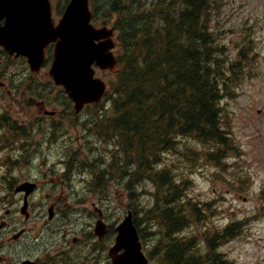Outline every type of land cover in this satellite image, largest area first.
Returning a JSON list of instances; mask_svg holds the SVG:
<instances>
[{"label":"rangeland","instance_id":"1","mask_svg":"<svg viewBox=\"0 0 264 264\" xmlns=\"http://www.w3.org/2000/svg\"><path fill=\"white\" fill-rule=\"evenodd\" d=\"M66 1L51 0L58 11L63 9ZM142 2L147 4L146 1L140 0V3ZM210 2L211 7L205 15V22L216 45L215 59L221 71L220 78L226 83L222 94L221 118L223 130L232 139V150L229 147V150L221 152L225 147L218 151L213 146L207 147L187 138L179 140L178 151L164 155L162 160L171 174L183 181L184 199L201 205L202 216L182 231L183 239L195 237L198 245H205L207 253V236L239 222L234 238L226 243L215 244L216 256L211 257H219L227 264H264V0ZM107 27L111 28V25ZM114 54L116 55L115 51ZM48 68L39 73L38 81L33 82L30 77H26L27 69L22 63L12 61L7 65L0 53V109L7 110L10 118L19 125H29L35 114L45 121H50L60 118V113L68 123H78L71 140L72 147L81 146L82 149V157L73 174L76 187L73 189L68 184H63L53 174V169L50 170L53 154L61 149L55 146V141L51 143L53 147L50 149V156L42 155L43 163L48 165L34 162L28 170L23 167L24 170H21L20 174L14 172L13 175L10 172L4 173L8 165L3 159V151L14 145L1 142L3 149H0V216L5 215L7 219L0 222L5 221L11 230L28 231L16 242L11 238L18 231L6 236V239L0 238L12 247L10 254L5 251V255L11 260L18 254L26 256L31 253L46 261L53 259L63 261V264H88L81 255L87 254L84 249H91L95 252V264H108L107 249L110 241L93 243L89 240L90 232L93 231L99 213L102 214L107 227L112 225L115 228L130 210L134 211L144 234L151 231L155 234V238L150 237L148 240L145 236L141 242L150 264H157L164 248L156 236L161 238L162 234L155 233L151 215L145 213L156 199L155 186L143 174L134 176L135 178L129 176L128 181V173L133 171V162L123 161L128 156L119 148L112 130L108 131L107 139L101 136L99 144H94L95 146L89 137L82 138V122L85 117L89 113L94 114L93 116L105 113L110 119V108H86L79 115L69 117L67 112H71L70 107H65V104L70 101L61 89H56L52 84ZM96 77L107 83L115 79L112 74L99 70L96 71ZM39 92H42L41 98L36 95ZM30 98L34 99L32 105H28ZM94 110L98 112L92 113ZM51 113L55 115L49 116ZM67 122L60 124L59 133V130H65ZM27 131L30 132L31 128H27ZM103 133L101 131V134ZM38 141L40 140L36 142ZM32 145L30 148L34 150ZM50 146L41 147L47 152ZM211 150L215 154H212ZM122 163L125 165L124 176L120 170ZM15 176L18 183L33 177L40 178L39 185L42 188L38 195L43 197L39 201L40 204L50 197L60 199V219L75 227L74 235L80 237L77 245L71 246L69 254L65 251L57 253L66 245L64 234L49 231L42 225L37 216L39 210H35L37 205L29 206V210L31 207L35 210L29 221L23 222L24 218L17 215L16 210L19 211L22 197L13 196V190L8 188L9 182H13ZM130 193H133L132 197H129ZM32 202L36 203L38 199L35 198ZM153 233L151 235H154ZM70 240L71 237L68 241ZM90 243L92 247H89ZM154 245L161 247L156 256L150 250ZM205 261L207 262L206 258Z\"/></svg>","mask_w":264,"mask_h":264},{"label":"trees","instance_id":"2","mask_svg":"<svg viewBox=\"0 0 264 264\" xmlns=\"http://www.w3.org/2000/svg\"><path fill=\"white\" fill-rule=\"evenodd\" d=\"M152 4L137 17L138 14L129 13L132 5L123 6L120 0L100 1L105 14L119 16L114 22L118 30L119 70L102 103L109 106L112 117L89 116L84 132L100 140L101 136L107 139L112 130L119 148L129 157L123 161L133 162L128 181L129 176L143 174L155 186L156 199L145 213L151 215L153 230L162 234L164 249L160 252L161 247L156 245L150 249L155 256L160 252L157 264H227L211 255L215 244L230 240L237 227L207 236L210 253L206 255L199 252L195 237L183 239L180 233L197 222L202 211L184 199L183 182L171 174L162 160L164 155L178 151L181 139L191 138L218 151L228 149V137L220 129L218 106L224 81L215 76L216 48L205 25L211 4L209 0H154ZM185 22L189 23L188 28ZM124 166L122 163L120 167L123 176ZM134 224L143 240L147 233L135 216ZM110 236L112 231L107 240ZM205 257L209 258L207 262Z\"/></svg>","mask_w":264,"mask_h":264},{"label":"water","instance_id":"3","mask_svg":"<svg viewBox=\"0 0 264 264\" xmlns=\"http://www.w3.org/2000/svg\"><path fill=\"white\" fill-rule=\"evenodd\" d=\"M88 1L70 0L59 24L54 27L48 0H0V46L10 53L26 56L31 70L36 73L43 48L55 43L49 74L55 85L63 86L76 111L85 104L99 102L105 94L106 85L94 78L93 66L110 72L117 68V60L111 53L113 30H95L89 24ZM32 189V185L26 184L16 191L30 193ZM115 231L114 246L109 250L111 264H147L130 213ZM95 233L99 237L105 234L101 221L97 222Z\"/></svg>","mask_w":264,"mask_h":264},{"label":"bare ground","instance_id":"4","mask_svg":"<svg viewBox=\"0 0 264 264\" xmlns=\"http://www.w3.org/2000/svg\"><path fill=\"white\" fill-rule=\"evenodd\" d=\"M153 5V4H152ZM154 6V5H153ZM146 4L145 3H140V2H136V3H134L133 5H132V7H131V9H132V11H130L129 13H130V15H134V16H136L137 14V17H139V15H141V14H143V13H145L146 12ZM145 11V12H144ZM109 12V11H108ZM151 17V16H150ZM190 17H192V16H190ZM127 18V17H126ZM134 18V17H133ZM199 20V19H198ZM201 21V20H200ZM131 22V21H130ZM137 22V21H136ZM138 24V23H137ZM185 25H186V27L189 25V23H187L186 24V22H185ZM143 26V25H142ZM129 27V26H128ZM188 28V27H187ZM191 29V28H190ZM139 30V29H138ZM144 30V29H143ZM122 39V38H121ZM201 55V54H200ZM204 56V55H203ZM209 70V69H208ZM208 77H209V75H208ZM133 83V82H132ZM135 84H136V82H135ZM148 92V91H147ZM146 92V93H147ZM124 94V93H123ZM133 95V94H132ZM143 96V95H142ZM129 98V97H128ZM134 98V97H133ZM156 98V97H155ZM120 99V98H119ZM125 99V98H124ZM205 100V99H204ZM135 101V100H134ZM160 101V100H159ZM172 101V100H171ZM157 103V102H156ZM172 103V102H171ZM177 106V105H176ZM179 106V105H178ZM177 106V107H178ZM123 107V106H122ZM152 107V106H151ZM167 108V107H166ZM214 108V107H213ZM142 109V108H141ZM160 109V108H159ZM174 110V109H173ZM177 110V109H176ZM123 111V110H122ZM136 111V110H135ZM146 111V110H145ZM136 113V112H135ZM216 114V113H215ZM150 115V114H149ZM148 115V116H149ZM156 116V115H155ZM141 118V117H140ZM171 118V117H170ZM108 122V121H107ZM101 124V123H100ZM104 125V124H103ZM179 125V124H178ZM181 126V125H180ZM182 127V126H181ZM120 129V128H119ZM208 131V130H207ZM126 133V132H125ZM142 133V132H141ZM148 133V132H147ZM95 134V133H94ZM94 136V135H93ZM119 136V135H118ZM137 137V136H136ZM135 137V138H136ZM142 137V136H141ZM126 140V139H125ZM125 140H124V142H125ZM162 140V139H161ZM163 141H165V140H163ZM167 141V140H166ZM159 142V141H158ZM157 142V143H158ZM7 143V142H6ZM84 143V142H83ZM85 143H86V141H85ZM93 143V142H92ZM166 143V142H165ZM10 145V144H9ZM32 145V144H31ZM136 146V145H135ZM157 146H158V144H157ZM161 146V145H160ZM147 151H149V150H147ZM151 154V153H150ZM148 160V159H147ZM156 160V159H155ZM138 162V161H137ZM152 164V163H151ZM107 165V164H106ZM138 167V166H137ZM143 167H144V165H143ZM111 171V170H110ZM111 175V174H110ZM119 176V175H118ZM133 176V175H132ZM131 176V177H132ZM135 178V177H134ZM103 188V187H102ZM154 189V188H153ZM155 190V189H154ZM152 197V196H151ZM154 198V197H153ZM136 199V198H135ZM138 199V198H137ZM162 215V214H161ZM178 216V215H177ZM140 225V224H139ZM145 226V225H144ZM140 229V228H139ZM185 230V229H184ZM44 232V231H43ZM174 232V231H173ZM184 232V231H183ZM152 233H153V231H152ZM155 233H157V232H155ZM188 233V232H187ZM154 234V233H153ZM38 236H39V234H38ZM170 236H171V234H170ZM11 237V236H10ZM146 237H147V239L149 240V238L150 237H152V238H155V234L154 235H151V232L148 234L147 233V235H146ZM160 240V242L162 243V241H163V239L162 238H160L159 239ZM109 244V243H108ZM181 244V243H180ZM30 247V246H29ZM153 247V246H152ZM154 248V247H153ZM152 249V248H151ZM45 251V250H44ZM153 251V250H152ZM73 255V254H72ZM167 255V254H166ZM164 256V255H163ZM100 258V257H99ZM82 260V259H81ZM85 260V259H84ZM79 263V262H78ZM96 263V262H95ZM162 263V262H161Z\"/></svg>","mask_w":264,"mask_h":264},{"label":"flooded vegetation","instance_id":"5","mask_svg":"<svg viewBox=\"0 0 264 264\" xmlns=\"http://www.w3.org/2000/svg\"><path fill=\"white\" fill-rule=\"evenodd\" d=\"M48 51L50 52V47L49 48H47V51H46V54L48 55ZM0 53L1 54H4L5 55V57H6V60H8V61H13V60H18L19 58H15V57H10V56H8L7 54H5L1 49H0ZM23 61H24V59H22ZM7 92L8 93H10L9 92V90H7ZM30 100H31V102H30V104H28V105H32V103H33V100L34 99H32V98H30ZM33 105H35V104H33ZM44 105V103L42 102L41 103V106H43ZM55 114L54 113H51L49 116H54ZM60 117V116H59ZM34 118L35 119H33V121L35 122V124H39V123H43L45 120L44 119H42L41 118V116L40 115H34ZM21 126H23V125H21ZM65 156V154L63 155V157ZM6 215H8V213H6ZM5 224H6V222H5ZM7 228L8 229H11L10 228V226H7ZM4 230V229H3ZM5 260L6 259H4L1 255H0V264H3V263H5Z\"/></svg>","mask_w":264,"mask_h":264}]
</instances>
